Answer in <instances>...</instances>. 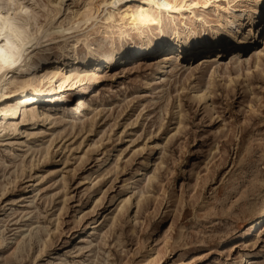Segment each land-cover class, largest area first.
Listing matches in <instances>:
<instances>
[{"label": "rangeland", "instance_id": "374dc122", "mask_svg": "<svg viewBox=\"0 0 264 264\" xmlns=\"http://www.w3.org/2000/svg\"><path fill=\"white\" fill-rule=\"evenodd\" d=\"M51 1L37 0L49 6L45 17ZM139 2L91 0L79 16L91 23L46 45L79 39L81 62L59 55L56 75L41 83L43 68L8 74L55 97L37 104L53 116L25 126L32 136L0 142V264H234L246 254L264 264V227L245 235L264 206V45L260 61L253 54L234 66L225 56L212 68L204 53L176 71L172 62L162 80L159 55L96 76L83 62L90 49L132 50L162 31L219 28L250 12L249 0H154L146 19L127 15ZM89 3L64 0L60 17L42 26L66 15L63 26L74 25ZM78 93L90 110L76 120L68 114ZM73 121L75 130L65 127Z\"/></svg>", "mask_w": 264, "mask_h": 264}, {"label": "bare ground", "instance_id": "6f19581e", "mask_svg": "<svg viewBox=\"0 0 264 264\" xmlns=\"http://www.w3.org/2000/svg\"><path fill=\"white\" fill-rule=\"evenodd\" d=\"M139 1L140 2L136 6H128L126 14L133 18L137 16L142 19H146V17L152 15V4L154 3V0ZM63 3L64 0H52L50 2V13L58 14L56 15V19L60 17ZM56 4H59L60 7H54ZM237 13L238 14L235 18H230L223 26L221 25L219 28H209L208 30H203L202 32L194 30L190 27H184V30L175 28L171 32L162 31L156 42H151V38L147 36L146 40L142 44L135 46L132 50H128L123 43L113 45L112 48L107 51H95L90 49L85 54L83 59L84 64L90 68L88 71H86V74L88 76H96L97 72L103 67L110 68L122 62H133L135 60H142L146 57L153 58L154 56L159 55L158 57H163V61L157 66L158 73L156 74L155 80H162L165 74L168 73L169 66L172 62L175 65V71L185 63V57L183 56H181L177 61L164 54L168 49L161 46L160 41L165 38L175 41L177 44H179V42L184 40L185 37L191 41L193 38L199 37L203 39L206 36H212L213 39H217L220 36L226 34L231 39L232 44L224 47L223 51H217L215 56L211 54V50L206 52V57L203 58L205 61L204 64L210 63L212 68L221 67V64L226 60L224 57L228 56L227 59L230 58L229 60L231 64L234 66H242L245 58L253 56V54L258 55L256 59L260 61L259 55L263 53L262 47L264 45V20L253 18L251 12L239 10ZM76 16H79V14L73 15V17ZM89 17L93 18L92 16ZM74 20L77 21L76 23L80 22L79 19ZM64 27L67 28L69 25ZM245 29H247V31H245ZM72 34L73 32L71 34L64 35L70 36ZM73 38L74 37L65 38L60 45L53 48L45 47L35 50V54L33 55L31 61L32 66L30 68H43L44 71H46L40 78L42 80H38L40 83L45 81L47 78L56 75L57 72H55L53 69L51 70L50 66L53 62L58 61L60 58L59 55H61L63 61L74 58L76 61L81 62V57L79 56L78 51L79 39ZM257 67H260V64H258ZM227 70H229L228 66ZM24 79H30L32 81V86L20 90L19 88H13V86L16 85H4L6 91L3 98H0V112H3L5 109H7L8 114L0 115V142L1 139H6L12 136L21 137L26 134L27 137H30L33 134L30 133L31 130L29 129L25 131L23 129L25 126L30 125L31 127H36L37 129L39 126L49 121V119L53 116L52 112L47 108V105L44 104L45 106H42L41 113V106H37V104L45 103L47 98H51V100H53L55 96H45L43 89L33 78L31 79L25 77ZM211 85H214L213 82ZM206 90H201L199 92L200 95L198 93V97L200 99L205 98L207 93ZM78 95H80L78 106L76 107L74 104V106L70 108H74V112H69L68 114V117L73 119L82 117L84 113H87L86 111L90 110V104L83 100L81 93H78ZM60 99L62 98L60 97ZM53 108L51 109L53 110ZM86 116L87 115H85V117ZM65 127H70L71 130H75L77 128V122H69L65 124ZM150 163L151 162L148 164ZM142 173H144V171ZM123 209H125V206L122 208V210ZM261 212L262 214L260 218L252 222L246 231L245 235H247V238L250 235H252V238L262 227H264V206ZM93 226L94 228L90 229H92L93 233H95L98 228L97 223H95ZM254 231L255 233H253ZM2 259L4 258L2 257ZM256 259V257L246 254L241 256V261L239 263L234 264H249L251 261H255ZM5 260H8V258L6 257Z\"/></svg>", "mask_w": 264, "mask_h": 264}, {"label": "snow or ice", "instance_id": "6c2138e0", "mask_svg": "<svg viewBox=\"0 0 264 264\" xmlns=\"http://www.w3.org/2000/svg\"><path fill=\"white\" fill-rule=\"evenodd\" d=\"M116 2L117 0H113V6ZM54 7L59 8L60 5L56 4ZM246 7L253 18L264 20V0H249ZM90 10L91 0L79 13V16L85 15ZM48 12L49 6L42 5L37 0H31V4L28 6L24 0H0V98H3L6 91L5 80L9 85H16L20 90L32 86L30 79L17 80L9 77L8 74L27 72L32 66L31 61L36 49L45 48L54 35L71 34L80 30L82 25L91 23L92 19L88 17L74 25L69 22V27L65 28L63 25L69 19L66 15L55 28L49 24V30L45 31L41 23L42 20H51L54 23L56 15H58L49 13L45 17L43 14ZM79 16L73 17V19L78 20ZM231 44L232 41L226 34L217 39L206 36L203 39L196 37L191 41L185 37L179 44L167 38L160 41V45L168 49L164 54L177 61L181 56L185 58L199 56L210 50L211 54L215 56L217 51H223L224 47ZM7 114V109L0 112V115Z\"/></svg>", "mask_w": 264, "mask_h": 264}]
</instances>
